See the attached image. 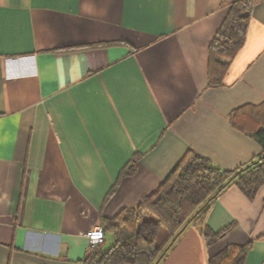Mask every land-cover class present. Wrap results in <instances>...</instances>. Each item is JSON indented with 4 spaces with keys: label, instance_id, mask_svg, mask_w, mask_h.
I'll return each instance as SVG.
<instances>
[{
    "label": "crops",
    "instance_id": "obj_1",
    "mask_svg": "<svg viewBox=\"0 0 264 264\" xmlns=\"http://www.w3.org/2000/svg\"><path fill=\"white\" fill-rule=\"evenodd\" d=\"M232 1L0 0V264H82L85 233L151 195L188 150L222 171L261 155L229 115L264 102V0L220 59L223 84L207 85ZM203 225L229 230L207 247L189 224L158 264L248 244L245 264H264V184L253 200L226 187Z\"/></svg>",
    "mask_w": 264,
    "mask_h": 264
},
{
    "label": "trees",
    "instance_id": "obj_2",
    "mask_svg": "<svg viewBox=\"0 0 264 264\" xmlns=\"http://www.w3.org/2000/svg\"><path fill=\"white\" fill-rule=\"evenodd\" d=\"M263 0H234L208 47L206 79L209 87H220L228 63L245 42L251 12ZM233 129L254 139L261 155L234 171H222L210 161L188 150L158 188L134 207L122 209L114 217L101 220L102 244L89 248L82 264H154L171 248L174 236L188 223L200 226L207 247H211L229 228L213 232L203 225L211 201L226 187L234 185L253 200L264 184V102L244 105L229 115ZM139 155H134L120 171L119 178L133 175ZM202 208V209H201ZM112 244L105 247V236ZM250 244L230 245L208 260V264H245ZM159 263V262H158ZM157 263V264H158Z\"/></svg>",
    "mask_w": 264,
    "mask_h": 264
},
{
    "label": "built area",
    "instance_id": "obj_3",
    "mask_svg": "<svg viewBox=\"0 0 264 264\" xmlns=\"http://www.w3.org/2000/svg\"><path fill=\"white\" fill-rule=\"evenodd\" d=\"M89 248L100 245L104 241V233L100 226H95L85 233Z\"/></svg>",
    "mask_w": 264,
    "mask_h": 264
},
{
    "label": "water",
    "instance_id": "obj_4",
    "mask_svg": "<svg viewBox=\"0 0 264 264\" xmlns=\"http://www.w3.org/2000/svg\"><path fill=\"white\" fill-rule=\"evenodd\" d=\"M202 209V208H201ZM187 224L188 223H186L183 227H182V229L174 236V238L172 239V241L170 242V245L174 242V240H175V238L180 234V232L187 226ZM166 250H167V248H166ZM165 250V251H166ZM164 251V252H165ZM164 252L161 254V256L158 258V260L154 263V264H157L158 262H159V260L161 259V257L163 256V254H164Z\"/></svg>",
    "mask_w": 264,
    "mask_h": 264
},
{
    "label": "rangeland",
    "instance_id": "obj_5",
    "mask_svg": "<svg viewBox=\"0 0 264 264\" xmlns=\"http://www.w3.org/2000/svg\"><path fill=\"white\" fill-rule=\"evenodd\" d=\"M109 238V237H108Z\"/></svg>",
    "mask_w": 264,
    "mask_h": 264
}]
</instances>
